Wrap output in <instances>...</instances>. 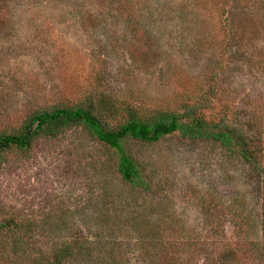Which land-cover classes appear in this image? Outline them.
<instances>
[{
	"label": "rangeland",
	"instance_id": "374dc122",
	"mask_svg": "<svg viewBox=\"0 0 264 264\" xmlns=\"http://www.w3.org/2000/svg\"><path fill=\"white\" fill-rule=\"evenodd\" d=\"M99 72L148 107L218 73L223 99L264 135V0H0V129L75 101ZM128 150L162 194L131 188L74 127L5 162L0 201L34 211L45 253L82 238L67 264H262V187L243 158L177 133Z\"/></svg>",
	"mask_w": 264,
	"mask_h": 264
},
{
	"label": "trees",
	"instance_id": "16d2710c",
	"mask_svg": "<svg viewBox=\"0 0 264 264\" xmlns=\"http://www.w3.org/2000/svg\"><path fill=\"white\" fill-rule=\"evenodd\" d=\"M206 77L196 93L180 95L175 105L148 107L109 91L105 74L99 72L75 101L34 109L17 124L0 129V169L12 157L29 160L39 140L58 139L80 127L113 152L117 170L131 188L162 194L160 183L145 178L128 143H153L176 133L211 140L226 155L243 158L259 178L264 238V135L258 137L241 109L223 99L219 74ZM36 230L34 211L0 201V264H67L83 243L82 238H70L48 254L35 245ZM242 251L247 254L246 248H235L237 256Z\"/></svg>",
	"mask_w": 264,
	"mask_h": 264
}]
</instances>
